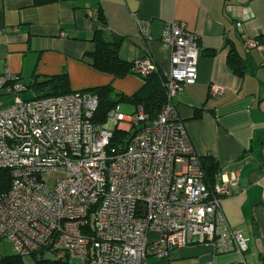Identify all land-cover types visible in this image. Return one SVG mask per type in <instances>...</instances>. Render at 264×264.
<instances>
[{
  "label": "built area",
  "instance_id": "obj_1",
  "mask_svg": "<svg viewBox=\"0 0 264 264\" xmlns=\"http://www.w3.org/2000/svg\"><path fill=\"white\" fill-rule=\"evenodd\" d=\"M244 19L231 11L230 29L249 50L257 41L243 34ZM135 22L139 36L149 37L144 22ZM160 39L170 48L166 101L147 123L139 105L129 114L116 105L97 123L95 93L22 98L27 83L8 70L0 74V93L15 96L0 103V168L11 176L0 193V238L15 253L43 251L70 264H148L150 258L169 264L173 252L196 244L247 251L248 237L228 225L220 207L237 187L238 172L219 171L207 186L172 103L196 81L198 37L170 21ZM154 70L148 56L132 60L138 78ZM222 92L209 85V96ZM115 129L137 130L111 146Z\"/></svg>",
  "mask_w": 264,
  "mask_h": 264
},
{
  "label": "crops",
  "instance_id": "obj_2",
  "mask_svg": "<svg viewBox=\"0 0 264 264\" xmlns=\"http://www.w3.org/2000/svg\"><path fill=\"white\" fill-rule=\"evenodd\" d=\"M99 8L106 31L123 37L118 53L125 61L148 56L166 70L170 48L160 39L164 24L183 22L196 34L200 47L196 81L172 103L195 153L212 156L219 171L238 172L237 187L220 207L228 225L248 237L247 251L216 252L209 244H196L173 252L169 264H264V39L245 50L230 29L231 11L236 10L245 18L244 35H264V0H52L42 4L0 0V74L8 70L29 83L66 73L72 91L111 85L116 92L133 94L141 86L140 78L131 74L113 78L83 58L92 49L91 37L98 27L93 17ZM136 18L147 28L146 39L138 34ZM226 39L250 64L243 76L226 64ZM210 84L220 86L222 94L209 96ZM8 97L13 95L0 93V103L15 99ZM195 111L200 113L196 118ZM23 261L35 264V256H24Z\"/></svg>",
  "mask_w": 264,
  "mask_h": 264
},
{
  "label": "trees",
  "instance_id": "obj_3",
  "mask_svg": "<svg viewBox=\"0 0 264 264\" xmlns=\"http://www.w3.org/2000/svg\"><path fill=\"white\" fill-rule=\"evenodd\" d=\"M52 0H34L36 4H42ZM61 2H70L73 0H59ZM98 27L91 37L92 49L86 52L83 58H86L89 64L96 71L111 75L113 78H121L127 74L135 75L132 71V61H125L119 56V47L123 40L122 36L114 35L106 31V21L104 15L99 8L96 16L93 17ZM234 33L240 37L241 35ZM257 46L264 35L254 37ZM225 44L229 46L226 64L230 70L238 75L243 76L250 71V64L244 56H241L235 49L232 42L225 40ZM213 54V51H208ZM82 58V60H83ZM163 70L156 65V70L141 77V86L131 95H125L116 92L111 85L97 86L90 89L80 91H90L97 95L98 104L93 114L92 120L97 123L105 121L107 113L119 105L121 102L130 103L133 106H142L147 114V120L143 123L151 122L159 112L161 106L166 101L165 76ZM137 76V75H135ZM18 77V76H17ZM19 78V77H18ZM20 79V78H19ZM28 90L33 92V96L37 98L66 95L73 92L70 89L68 76L66 73L59 75L44 76L42 78H34L27 83ZM200 115L199 111H195L194 118ZM137 130V129H136ZM136 130L124 132L115 129L111 146L123 144L127 141ZM201 168L204 172V181L208 187L213 183L214 176L219 172L217 162L212 156H198ZM11 176L7 169L0 168V193L9 189ZM2 239V238H0ZM35 256V264H65V261H59L47 256L43 251L32 253ZM24 256H20L13 250L9 254L0 256V264H24Z\"/></svg>",
  "mask_w": 264,
  "mask_h": 264
},
{
  "label": "rangeland",
  "instance_id": "obj_4",
  "mask_svg": "<svg viewBox=\"0 0 264 264\" xmlns=\"http://www.w3.org/2000/svg\"><path fill=\"white\" fill-rule=\"evenodd\" d=\"M33 96V92L31 90H27V91H23V92H20L19 93V97H22V98H31ZM15 98V96H13ZM13 97L9 98V99H14ZM9 100V101H11ZM135 106H133L132 104L130 103H124V102H121L119 104V111L124 113V114H129L133 111ZM12 252V248L10 246V244L5 240V239H0V255H3V254H8V253H11ZM47 255V254H45ZM49 256V255H47ZM156 260L154 258H150L148 260V264H155Z\"/></svg>",
  "mask_w": 264,
  "mask_h": 264
}]
</instances>
